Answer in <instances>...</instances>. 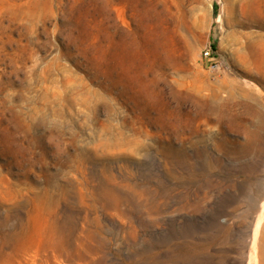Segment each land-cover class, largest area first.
<instances>
[{
  "label": "rangeland",
  "instance_id": "374dc122",
  "mask_svg": "<svg viewBox=\"0 0 264 264\" xmlns=\"http://www.w3.org/2000/svg\"><path fill=\"white\" fill-rule=\"evenodd\" d=\"M262 227L264 0H0V264H264Z\"/></svg>",
  "mask_w": 264,
  "mask_h": 264
},
{
  "label": "bare ground",
  "instance_id": "6f19581e",
  "mask_svg": "<svg viewBox=\"0 0 264 264\" xmlns=\"http://www.w3.org/2000/svg\"><path fill=\"white\" fill-rule=\"evenodd\" d=\"M257 247H258V250H259V253H261L263 247H264V228L262 227V229L260 230V234L258 236V239H257Z\"/></svg>",
  "mask_w": 264,
  "mask_h": 264
},
{
  "label": "built area",
  "instance_id": "2783aa9c",
  "mask_svg": "<svg viewBox=\"0 0 264 264\" xmlns=\"http://www.w3.org/2000/svg\"><path fill=\"white\" fill-rule=\"evenodd\" d=\"M203 57H204V59L210 58V51L208 49H205L203 51Z\"/></svg>",
  "mask_w": 264,
  "mask_h": 264
},
{
  "label": "trees",
  "instance_id": "16d2710c",
  "mask_svg": "<svg viewBox=\"0 0 264 264\" xmlns=\"http://www.w3.org/2000/svg\"><path fill=\"white\" fill-rule=\"evenodd\" d=\"M214 9H215V6H214Z\"/></svg>",
  "mask_w": 264,
  "mask_h": 264
}]
</instances>
